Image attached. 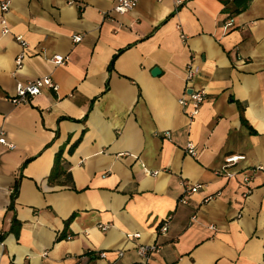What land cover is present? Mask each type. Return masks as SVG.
<instances>
[{"label":"crops","instance_id":"crops-1","mask_svg":"<svg viewBox=\"0 0 264 264\" xmlns=\"http://www.w3.org/2000/svg\"><path fill=\"white\" fill-rule=\"evenodd\" d=\"M6 1L0 131L15 147L0 146V264H132L146 244L161 247L151 264H264V0L235 16L220 0L124 14L114 0ZM190 61L205 91L193 118L178 103ZM44 77L57 91L11 102ZM60 150L66 173L50 184ZM229 156H243L232 177Z\"/></svg>","mask_w":264,"mask_h":264},{"label":"built area","instance_id":"built-area-1","mask_svg":"<svg viewBox=\"0 0 264 264\" xmlns=\"http://www.w3.org/2000/svg\"><path fill=\"white\" fill-rule=\"evenodd\" d=\"M138 4V0H114L112 4L111 11L118 14H124L126 12H129L133 10L136 5ZM8 1H0V10L2 13L7 12L8 10ZM0 23L4 24L5 19L3 17H0ZM231 22L227 23V26H230ZM7 31V30H5ZM23 46L25 45V42L21 37L16 38ZM81 40V35H74L72 36V41L79 42ZM22 54L19 55L16 58V66L19 67L22 62ZM51 61L56 64L60 65L63 64L66 61V57H63L61 55H54L51 58ZM196 74V68L193 66L192 62H188L185 66V85H184V94L183 96L178 100V103L185 107L187 110V114L190 118H193L195 115L198 114L200 107L204 101L205 91L203 89H193L191 87L192 79L194 78ZM50 88L53 91H57L58 85H56L49 77L44 78H38L28 81L25 84H18L15 89V94L13 97L10 98L11 102L13 104H20V103H26L29 98H32L38 94L41 93V90L44 88ZM168 135V133H166ZM0 146H4L8 149H13L15 146L13 143L9 142L6 134L4 131H0ZM187 152L190 154H195L193 150V146L191 144L187 147ZM243 159V156H229L225 159V166L222 168V173L225 174L227 177H232L235 175L234 172H228L227 167H229L232 163L237 162L238 160ZM245 182L249 180V177L245 176L243 178ZM199 185H185L184 184V191L185 193H190L194 191ZM182 202L185 203V200L182 199ZM169 220V216L164 219L162 223H160L159 230L162 232H166L167 230V222ZM101 229L105 230L106 227L102 226ZM130 237H139V234L136 233L134 235H130ZM1 242V241H0ZM160 245L159 244H146V245H140L137 247V254H138V260H136L132 264H151L152 261V255L154 253H157L160 251ZM121 255V253H119ZM100 257H104L105 253L101 252L99 254ZM15 264V263H12Z\"/></svg>","mask_w":264,"mask_h":264},{"label":"trees","instance_id":"trees-1","mask_svg":"<svg viewBox=\"0 0 264 264\" xmlns=\"http://www.w3.org/2000/svg\"><path fill=\"white\" fill-rule=\"evenodd\" d=\"M220 1L224 4L225 8L229 10L230 16H235L238 13L245 10L250 2V0H220ZM114 58L115 56L112 58L109 68H111ZM240 118H241V122L243 124H246L243 115H241ZM72 149H73V145L69 149V152H71ZM65 173H66V169L63 167V164H62V150H60L55 154L53 166L48 176V182L50 184H56L57 182H59L58 180L59 177ZM17 192H18V183L15 184L13 191L11 193L9 208H13L14 200L16 198ZM19 227H20V223L17 221L15 217H13L10 231L14 233L15 235H17ZM4 236H5V233H2L0 235V241L4 239Z\"/></svg>","mask_w":264,"mask_h":264},{"label":"water","instance_id":"water-1","mask_svg":"<svg viewBox=\"0 0 264 264\" xmlns=\"http://www.w3.org/2000/svg\"><path fill=\"white\" fill-rule=\"evenodd\" d=\"M160 70L158 69V67H154L151 71L152 75H157L159 74Z\"/></svg>","mask_w":264,"mask_h":264}]
</instances>
